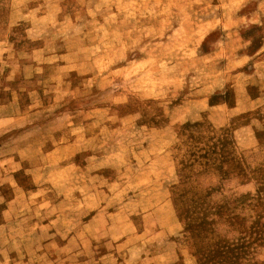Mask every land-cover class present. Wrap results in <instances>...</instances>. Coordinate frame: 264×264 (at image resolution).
Listing matches in <instances>:
<instances>
[{"label":"rangeland","instance_id":"374dc122","mask_svg":"<svg viewBox=\"0 0 264 264\" xmlns=\"http://www.w3.org/2000/svg\"><path fill=\"white\" fill-rule=\"evenodd\" d=\"M0 264H264V0H0Z\"/></svg>","mask_w":264,"mask_h":264}]
</instances>
